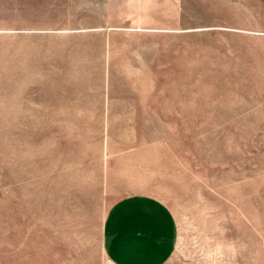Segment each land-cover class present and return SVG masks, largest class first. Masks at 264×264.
Returning a JSON list of instances; mask_svg holds the SVG:
<instances>
[{"label":"rangeland","instance_id":"rangeland-1","mask_svg":"<svg viewBox=\"0 0 264 264\" xmlns=\"http://www.w3.org/2000/svg\"><path fill=\"white\" fill-rule=\"evenodd\" d=\"M131 194L264 264V0H0V264H110Z\"/></svg>","mask_w":264,"mask_h":264},{"label":"crops","instance_id":"crops-1","mask_svg":"<svg viewBox=\"0 0 264 264\" xmlns=\"http://www.w3.org/2000/svg\"><path fill=\"white\" fill-rule=\"evenodd\" d=\"M176 222L171 210L147 194L116 200L102 227V252L110 264H173Z\"/></svg>","mask_w":264,"mask_h":264}]
</instances>
